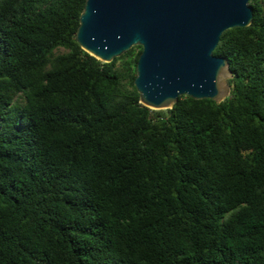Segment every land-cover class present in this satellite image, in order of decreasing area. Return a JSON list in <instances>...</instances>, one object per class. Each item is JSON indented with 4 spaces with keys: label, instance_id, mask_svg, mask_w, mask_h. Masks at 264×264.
Listing matches in <instances>:
<instances>
[{
    "label": "trees",
    "instance_id": "16d2710c",
    "mask_svg": "<svg viewBox=\"0 0 264 264\" xmlns=\"http://www.w3.org/2000/svg\"><path fill=\"white\" fill-rule=\"evenodd\" d=\"M84 3L0 0V264H264V0L213 50L230 95L164 110L141 46L77 43Z\"/></svg>",
    "mask_w": 264,
    "mask_h": 264
},
{
    "label": "water",
    "instance_id": "95a60500",
    "mask_svg": "<svg viewBox=\"0 0 264 264\" xmlns=\"http://www.w3.org/2000/svg\"><path fill=\"white\" fill-rule=\"evenodd\" d=\"M249 0H85L75 39L102 62L141 46L133 84L153 110L180 95L217 103L230 95L233 73L213 54L222 32L249 26Z\"/></svg>",
    "mask_w": 264,
    "mask_h": 264
},
{
    "label": "rangeland",
    "instance_id": "374dc122",
    "mask_svg": "<svg viewBox=\"0 0 264 264\" xmlns=\"http://www.w3.org/2000/svg\"><path fill=\"white\" fill-rule=\"evenodd\" d=\"M60 51H64L63 49H61Z\"/></svg>",
    "mask_w": 264,
    "mask_h": 264
}]
</instances>
